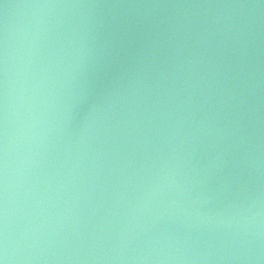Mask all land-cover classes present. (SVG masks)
<instances>
[{
  "label": "water",
  "instance_id": "obj_1",
  "mask_svg": "<svg viewBox=\"0 0 264 264\" xmlns=\"http://www.w3.org/2000/svg\"><path fill=\"white\" fill-rule=\"evenodd\" d=\"M2 264H264V0H0Z\"/></svg>",
  "mask_w": 264,
  "mask_h": 264
},
{
  "label": "snow or ice",
  "instance_id": "obj_2",
  "mask_svg": "<svg viewBox=\"0 0 264 264\" xmlns=\"http://www.w3.org/2000/svg\"><path fill=\"white\" fill-rule=\"evenodd\" d=\"M0 264H2V261H0Z\"/></svg>",
  "mask_w": 264,
  "mask_h": 264
}]
</instances>
